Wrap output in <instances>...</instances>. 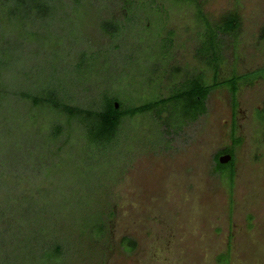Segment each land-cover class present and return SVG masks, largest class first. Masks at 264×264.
<instances>
[{
	"label": "rangeland",
	"instance_id": "374dc122",
	"mask_svg": "<svg viewBox=\"0 0 264 264\" xmlns=\"http://www.w3.org/2000/svg\"><path fill=\"white\" fill-rule=\"evenodd\" d=\"M43 1L0 4V264H264V79L241 88L237 110L224 85L264 68V0ZM233 12L240 32L216 70L205 19ZM195 78L214 87L185 126ZM54 90L72 107L107 94L152 109L126 119L116 152L94 154L76 121L53 142L66 115L24 97ZM228 150L234 181L217 170Z\"/></svg>",
	"mask_w": 264,
	"mask_h": 264
},
{
	"label": "trees",
	"instance_id": "16d2710c",
	"mask_svg": "<svg viewBox=\"0 0 264 264\" xmlns=\"http://www.w3.org/2000/svg\"><path fill=\"white\" fill-rule=\"evenodd\" d=\"M188 1L195 2L196 0ZM12 2H14L15 5H12ZM4 3L8 6H11L12 13L15 12L16 14L17 12H19V10H26L30 13L34 12L35 10H38V12H45L49 10L46 8V4L44 5L43 0H0L1 5H3ZM45 14H47V12ZM205 23L208 29L214 32V36H211V49L210 54L207 58H211V60L214 58L217 63L218 61L220 63L223 59L224 42L226 39L225 36L228 35L229 37H233L239 34L242 25L241 18L238 13L233 12L231 15L227 16L221 24L217 26L212 25L207 19H205ZM105 29L108 30L111 35L116 37L121 35L122 30L124 28H120V26H115L113 24H107L105 26ZM217 63L215 66L216 68L219 66V64ZM82 65L83 64H81V66L78 68H83ZM210 65L213 66L212 63ZM263 73V70H258L256 71L255 75L259 77ZM240 79L241 78H236L230 84L234 96L237 93V83ZM193 90L196 95L202 97L201 104L205 105L206 99L210 92L213 90V87H206L204 85L199 84ZM45 92H43V94L39 92V96H34L32 95V92L29 91L28 93L24 94V97L28 100H32L33 105L35 107H50L52 109H55L57 112H61L66 115V125L68 126L56 124V132L53 135L52 141H59L64 135L65 128H71V123H74L76 121L77 123H79L78 125L80 126V128L78 129L84 131L83 138L87 141V145L92 149L94 154H109L110 151L113 150L116 152L119 146V137L121 136V132L123 131V126L125 124L126 119L129 117L134 118L139 115L146 114L152 109L150 104H143L141 106H137L136 104L132 108H123L120 102V108L117 109L115 105V103L118 102L117 97L110 96L107 94L103 101H101L100 103L96 102L92 104L91 107H72L65 103V100L60 98L61 94H59L58 90L48 92V95H46ZM175 98H177V96L167 99H158L156 104H165L170 102L171 100H174ZM206 112L207 108H198V110L194 112L187 111L186 116H188L189 120L191 121H197L200 117L205 115ZM188 122L184 123L185 126L188 124ZM168 127L170 129H173V127ZM184 127L182 126L181 129ZM228 152L233 151L228 150ZM217 170L222 173L229 172L232 181H234L236 176L234 164H230L229 166H223L218 164ZM97 231L99 239H102L106 235V229L103 224H100L98 226ZM129 243L134 246L129 248L127 246V244ZM124 245L128 249V251H131L134 249V247H136V243L129 238H126L124 240ZM49 250L50 251L46 256L48 260H52L51 258L59 259L62 256L60 255L61 248H59V246L55 248L54 246H51Z\"/></svg>",
	"mask_w": 264,
	"mask_h": 264
},
{
	"label": "flooded vegetation",
	"instance_id": "af4514ba",
	"mask_svg": "<svg viewBox=\"0 0 264 264\" xmlns=\"http://www.w3.org/2000/svg\"><path fill=\"white\" fill-rule=\"evenodd\" d=\"M197 1V0H196ZM213 64V66L215 67L216 66V63L217 61H215V59L213 58L211 61L208 62V64ZM216 62V63H215ZM221 63V62H220ZM218 61L217 64L221 65ZM216 70H219V66L216 68ZM260 70H263L264 71V68L260 69ZM258 71V70H257ZM256 71L255 72H251V73H247V74H244V75H234L232 78H228L227 80H225V83L224 85L227 87V89H229L231 92V87H230V84L233 80H235L236 78H241L238 83H237V86H238V90H237V93L235 95V100H234V104L232 105V108H235V110H237V108H240V105L238 103V96L240 94V91H241V88L243 86H245L246 84L248 83H252L254 80H257V79H264V73L261 74L259 77H257L255 75ZM220 76V73L219 71L216 73V81H218V77ZM199 84L201 85H204L206 87H214V86H208L209 84L204 80V79H201V78H195L192 86H198ZM217 86V84H216ZM212 92V91H211ZM210 92V94H211ZM210 94L208 95L207 99H206V102H205V105H202L201 104V101H202V97L201 96H198L194 93V90L193 89H187L184 93V96L186 99H187V108L190 109L188 111H196L198 110V108H209V106L207 105V100L210 96ZM258 108H261L262 110H264V104L262 106H259ZM189 122H192L191 120H189ZM188 122V123H189ZM233 151V150H232ZM226 154H232L233 155V161L230 162L229 164H221L219 162V158L222 156V155H226ZM217 161H218V164L220 165H223V166H229L230 164H234V169H236L235 167V156H234V152H228L226 151L225 153H222V154H219V156H217ZM218 164H217V167H218Z\"/></svg>",
	"mask_w": 264,
	"mask_h": 264
},
{
	"label": "water",
	"instance_id": "95a60500",
	"mask_svg": "<svg viewBox=\"0 0 264 264\" xmlns=\"http://www.w3.org/2000/svg\"><path fill=\"white\" fill-rule=\"evenodd\" d=\"M116 105V108L119 109L120 108V103L119 102H116L115 103ZM233 161V155L232 154H226V155H222L220 158H219V162L221 164H229L230 162Z\"/></svg>",
	"mask_w": 264,
	"mask_h": 264
}]
</instances>
